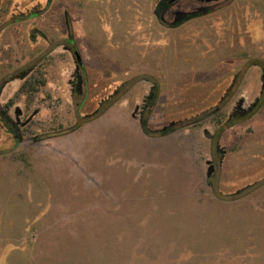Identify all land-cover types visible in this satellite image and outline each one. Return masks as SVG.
<instances>
[{"label": "rangeland", "instance_id": "obj_1", "mask_svg": "<svg viewBox=\"0 0 264 264\" xmlns=\"http://www.w3.org/2000/svg\"><path fill=\"white\" fill-rule=\"evenodd\" d=\"M156 2L0 0V264H264V0Z\"/></svg>", "mask_w": 264, "mask_h": 264}, {"label": "trees", "instance_id": "obj_2", "mask_svg": "<svg viewBox=\"0 0 264 264\" xmlns=\"http://www.w3.org/2000/svg\"><path fill=\"white\" fill-rule=\"evenodd\" d=\"M48 3H49V0H48ZM159 5H160V1H157L156 8H155V14H156V17H157L158 21L162 25L170 27V28H172V27L176 28V27H178V26H180L182 24V23L165 22L161 18L160 15H161L162 11L165 10L167 7L161 9L159 7ZM34 15L35 14H32V16H34ZM65 43L69 44L71 46L74 44L73 37H72V30H71L70 24L68 22H67V38H66ZM114 95H115V93H114ZM151 95H152V93H151ZM149 99H151V97L146 99V100H149ZM112 101H113V99H109V100L105 101L104 104H103V107L101 108V110L97 111L94 114V116H98V115L102 114L104 112V110H106L112 104ZM143 108H145V106H143ZM4 123H5V127L7 128L9 133H11V134L16 133V131H17L16 124H13L8 117L4 118ZM77 126L78 125H76V126H74L72 128H76ZM179 127H180L179 124L173 125V123H172V124H169V126L163 128L161 130H150L149 127H148V119L147 118H142L140 120V128H141L142 132L145 135H147V136H165V135H168V134L174 132L175 130H178Z\"/></svg>", "mask_w": 264, "mask_h": 264}, {"label": "flooded vegetation", "instance_id": "obj_3", "mask_svg": "<svg viewBox=\"0 0 264 264\" xmlns=\"http://www.w3.org/2000/svg\"><path fill=\"white\" fill-rule=\"evenodd\" d=\"M157 1H160L159 7L161 9L167 7L165 10L162 11L160 15L162 18V15L164 17L170 12V10L173 7L180 5L185 0H157ZM193 1L196 3L206 4V6L198 7L197 9L193 10V8L191 7L193 6L192 3ZM193 1H190L189 5H187L189 7L188 10L180 11L178 12V14L173 12V21L171 23H185L187 21L194 20L201 16L209 15L212 12L213 8L219 6L220 3L230 2L232 0H193Z\"/></svg>", "mask_w": 264, "mask_h": 264}, {"label": "water", "instance_id": "obj_4", "mask_svg": "<svg viewBox=\"0 0 264 264\" xmlns=\"http://www.w3.org/2000/svg\"><path fill=\"white\" fill-rule=\"evenodd\" d=\"M73 55H74L77 66H81L82 61H81L80 55L76 51L73 53Z\"/></svg>", "mask_w": 264, "mask_h": 264}, {"label": "crops", "instance_id": "obj_5", "mask_svg": "<svg viewBox=\"0 0 264 264\" xmlns=\"http://www.w3.org/2000/svg\"><path fill=\"white\" fill-rule=\"evenodd\" d=\"M156 4H157V2H156ZM156 4H155V6H154V9L156 8ZM156 17V16H155ZM157 18V17H156ZM158 20V19H157Z\"/></svg>", "mask_w": 264, "mask_h": 264}]
</instances>
